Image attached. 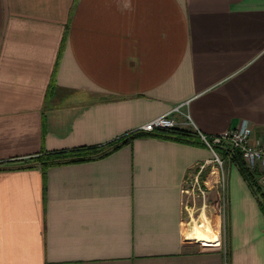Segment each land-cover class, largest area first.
Returning <instances> with one entry per match:
<instances>
[{
	"label": "crops",
	"instance_id": "obj_1",
	"mask_svg": "<svg viewBox=\"0 0 264 264\" xmlns=\"http://www.w3.org/2000/svg\"><path fill=\"white\" fill-rule=\"evenodd\" d=\"M177 106L206 136L244 121L264 136V0H0V264H264V212L224 150L225 183L211 166L199 187L212 153L168 138L33 160ZM184 115L175 129L195 133ZM186 183L218 228L186 224Z\"/></svg>",
	"mask_w": 264,
	"mask_h": 264
},
{
	"label": "built area",
	"instance_id": "obj_2",
	"mask_svg": "<svg viewBox=\"0 0 264 264\" xmlns=\"http://www.w3.org/2000/svg\"><path fill=\"white\" fill-rule=\"evenodd\" d=\"M182 106L175 107L171 112L159 116L144 126L138 132L153 133L158 130H171L175 129L178 124L172 117L173 114H182ZM186 124L194 128L195 133L198 135L200 142L212 153L213 158L204 162L198 171L195 179V186L199 187V175L212 166L218 169L222 184L225 183L224 172V158L218 153V148L223 149L228 157L237 152L240 153L242 160L248 170L257 175L256 185L261 196L264 199V136L258 135L247 121H244L234 128L216 136H206L196 126L190 114L184 115ZM205 184H207L205 182ZM193 191V190H192ZM199 196L207 200L208 193L206 190L198 188ZM184 193V191H183ZM195 197V196H194Z\"/></svg>",
	"mask_w": 264,
	"mask_h": 264
},
{
	"label": "trees",
	"instance_id": "obj_3",
	"mask_svg": "<svg viewBox=\"0 0 264 264\" xmlns=\"http://www.w3.org/2000/svg\"><path fill=\"white\" fill-rule=\"evenodd\" d=\"M196 136H197L196 133H192L186 130H178V129L158 130L153 133L134 132L127 134L126 136H123L122 138L116 140L115 142L105 146H99L95 148H83L78 150L62 151V152H55L49 154H40L39 156L33 158V160L37 164H41L44 169H47L54 165H58L62 163L76 162L80 160H86L89 158L104 156L105 154L119 150L122 146H124L127 143H130L132 140L136 138L158 137V138L174 139L180 142L202 144L197 139L198 136L197 137ZM217 151L221 155V157L226 159L227 155L224 153L223 149L218 148ZM230 161L239 168L244 179L249 183L251 188L254 190V192L259 198L260 206L264 212V199L262 198L261 192L259 191L256 185L257 175L246 168L240 153L235 152L230 158Z\"/></svg>",
	"mask_w": 264,
	"mask_h": 264
},
{
	"label": "rangeland",
	"instance_id": "obj_4",
	"mask_svg": "<svg viewBox=\"0 0 264 264\" xmlns=\"http://www.w3.org/2000/svg\"><path fill=\"white\" fill-rule=\"evenodd\" d=\"M229 165V162L225 159L224 160V169L227 168V166ZM218 180H220L219 177H217ZM221 181V180H220ZM212 182L211 183H207V188H209V186H211ZM192 184H189V183H186L184 188H183V191H184V199H185V209L187 210L186 213H185V221H187L186 224H189V223H199V222H205L204 220L206 221H209V222H213L212 225L215 224L214 221H219V219H214L215 216L213 217V215H215L216 211H214V208H211L213 204L210 203V199H209V196H208V199L207 200H204L202 198V196L200 197L199 196V192H192ZM194 199H191L190 201L188 200V198L190 196H194ZM192 200H195L194 201V204L192 203ZM191 207V208H190ZM223 210V211H222ZM227 211V208H223L221 209V212H222V219H224V214L225 212ZM219 212V210H218ZM190 213L192 215H190ZM189 215H190V218H189ZM213 219V221H211ZM220 223V221H219ZM185 224V225H186ZM217 224V223H216ZM192 225V224H191ZM218 225V224H217ZM186 227V226H184ZM191 238V239H190ZM189 238L190 242H192V244H195V245H202V246H206L207 244H202V243H199V242H195L194 240H209V241H218L220 240V236H219V229H218V233L214 236H205V237H200V236H191ZM198 240V241H200Z\"/></svg>",
	"mask_w": 264,
	"mask_h": 264
},
{
	"label": "bare ground",
	"instance_id": "obj_5",
	"mask_svg": "<svg viewBox=\"0 0 264 264\" xmlns=\"http://www.w3.org/2000/svg\"><path fill=\"white\" fill-rule=\"evenodd\" d=\"M205 222H197V223H192V225L193 226H208V225H212L213 224V222H209V221H206V220H204ZM215 228H218V225L217 224H215ZM198 240H200V239H198Z\"/></svg>",
	"mask_w": 264,
	"mask_h": 264
}]
</instances>
